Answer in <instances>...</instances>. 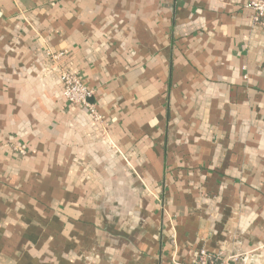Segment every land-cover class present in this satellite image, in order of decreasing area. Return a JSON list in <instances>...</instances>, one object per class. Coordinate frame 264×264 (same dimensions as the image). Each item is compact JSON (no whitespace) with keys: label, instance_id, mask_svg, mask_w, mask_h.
<instances>
[{"label":"crops","instance_id":"0c3cea01","mask_svg":"<svg viewBox=\"0 0 264 264\" xmlns=\"http://www.w3.org/2000/svg\"><path fill=\"white\" fill-rule=\"evenodd\" d=\"M251 2L0 0V264H264Z\"/></svg>","mask_w":264,"mask_h":264},{"label":"built area","instance_id":"2783aa9c","mask_svg":"<svg viewBox=\"0 0 264 264\" xmlns=\"http://www.w3.org/2000/svg\"><path fill=\"white\" fill-rule=\"evenodd\" d=\"M248 7L254 12V21L264 26V0H252ZM64 56L65 52L49 54L51 61L54 63ZM60 80L65 100L72 106L84 108L94 121H101V116L95 106L90 103L94 92L82 82L81 78L70 69L63 67L60 69ZM13 150L19 154L26 155L27 147L25 145H14ZM193 264H227V262L218 263L216 260L203 256Z\"/></svg>","mask_w":264,"mask_h":264}]
</instances>
